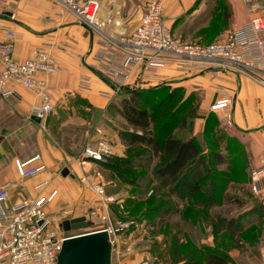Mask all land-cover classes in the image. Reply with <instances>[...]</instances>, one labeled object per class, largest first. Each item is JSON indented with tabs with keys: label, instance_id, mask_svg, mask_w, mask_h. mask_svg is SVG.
<instances>
[{
	"label": "crops",
	"instance_id": "0c3cea01",
	"mask_svg": "<svg viewBox=\"0 0 264 264\" xmlns=\"http://www.w3.org/2000/svg\"><path fill=\"white\" fill-rule=\"evenodd\" d=\"M147 1L102 0L98 19L105 22V34H100L82 25L72 11L56 0H0V15L19 35L14 42V58L25 61L34 55L36 49L45 48L57 66L56 71L42 75L49 83L55 108L46 121L37 123L29 115L39 102L34 90L15 85L21 97L17 104L0 98V184L16 183L11 190L10 203H18L27 196H45L55 191L47 207L51 217L56 216L61 205L70 202L76 208L73 218L84 216L91 220L90 213L97 206L95 192L79 181L83 173L80 165L70 160L66 166H61L65 155L59 142L54 139L52 124L60 118L61 110L74 109L75 103L80 101L95 113L91 121L95 128L93 145L103 138L113 147V155L124 159L133 151L122 134L131 129L124 128L127 124L120 113L121 100L132 91L180 89L184 94L182 102L186 106L188 103L193 106L194 118L186 119L183 125L175 128V138H194L199 142L201 138L214 140L219 132L227 133L232 142L241 146V157L248 178L253 171L264 166V85L248 73L234 69L183 70L185 66L169 60L156 70L150 80L140 81L141 70L135 69L130 81L116 92L108 80L89 66L91 56L100 49L102 41L114 47L116 41L137 27ZM227 1L229 12L234 14L230 21L224 17L222 32L243 24L249 16L241 17L239 14L245 7V0ZM163 5L164 17L172 31L189 41L206 42V32L212 29L211 20L214 16H222L214 9L217 3H208V0H163ZM208 13H214L208 20L189 23L191 17L200 19ZM108 19L109 22H106ZM222 32L215 36L214 41ZM2 39L4 34L0 32ZM226 96L232 97L234 101L230 111L233 124L222 129L225 114L212 112L210 107ZM182 130H188L189 136L179 134ZM37 154L41 159L33 163L44 164L45 170L20 184L15 159L27 161ZM65 167L70 171L66 177L61 174ZM104 170L110 172L108 168ZM254 198L257 205L250 209V213L258 216L256 224L262 230L251 247L244 248V255L237 248L226 251L231 261L225 264H264V201L256 196ZM59 224L53 218L51 227L58 228ZM250 251L255 252L254 255L248 254ZM241 256L243 261H240ZM142 261L128 258L119 263L139 264Z\"/></svg>",
	"mask_w": 264,
	"mask_h": 264
},
{
	"label": "built area",
	"instance_id": "2783aa9c",
	"mask_svg": "<svg viewBox=\"0 0 264 264\" xmlns=\"http://www.w3.org/2000/svg\"><path fill=\"white\" fill-rule=\"evenodd\" d=\"M56 1L72 11L82 25L105 34V22L98 19L102 0ZM0 32L4 34V39L0 40V98L17 104L21 97L15 85L34 90L39 102L33 106L29 115L41 122L46 121L55 108L49 83L42 75L56 71V64L45 48L36 49L34 55L25 61L14 58V42L19 35L1 15ZM91 57L89 66L108 80L116 92L130 81L135 69L141 70L140 81L150 80L156 70L169 60L185 66L183 70L234 69L248 73L264 85V18L254 16L241 25H234L220 33L212 43L188 41L172 31L164 17L163 0H148L137 27L116 41L114 47L102 41L100 49ZM233 103V98L226 96L210 107L212 112L225 114L222 129L233 124L230 113ZM113 154L112 146L100 138L96 145L86 146L73 159L83 170L79 181L101 199L90 213L93 225L89 228L65 232L60 227H51L53 218L61 223L72 219L76 214L75 206L66 202L61 205L56 216L49 215L47 207L52 202L55 191L45 196H27L12 204L10 194L16 183L0 184V264H57L67 238L98 231L109 234L114 251L116 234L136 222H115L110 218L109 204L118 199L107 196L100 166ZM40 159L38 154L27 161L15 159L20 181L34 178L45 170L44 164L33 163ZM263 177L264 166L253 171L250 190L264 201ZM120 208L123 209V205ZM139 264H154V261L147 259Z\"/></svg>",
	"mask_w": 264,
	"mask_h": 264
},
{
	"label": "rangeland",
	"instance_id": "374dc122",
	"mask_svg": "<svg viewBox=\"0 0 264 264\" xmlns=\"http://www.w3.org/2000/svg\"><path fill=\"white\" fill-rule=\"evenodd\" d=\"M211 2L217 3L214 9L222 16H214L211 20L212 29L206 32V42L194 41H214L215 36L223 31V21H230L234 14L229 12L227 0H208V3ZM212 14L214 13L205 14L200 19L191 17L189 23H201L208 20ZM239 14L241 17L248 14V20L254 16L264 18V0H245V7ZM168 90L170 91L169 88ZM165 96V93L145 96L149 100L150 109L156 112L160 120L154 131L158 134L161 132L162 137L169 130L163 127L165 121L178 110L177 106L169 109L171 103L158 106ZM191 107L192 104L188 103L183 111L178 113L177 129L183 118H194ZM94 114L93 110H88L83 103L77 101L74 109L61 110L60 118L53 121L54 139L59 142L65 155L62 167L75 159L86 146L93 145L95 128L91 121ZM175 130L173 132H176ZM220 133L216 134L214 140L201 138L198 142L204 156L203 168L209 170V175L204 192L197 194L191 202L167 195V190L161 188L159 180L154 176L155 169L162 161L143 147L128 153L124 158L125 161H131L130 164L116 163L119 162L117 159L121 158L112 155L104 162L109 165L106 167L105 164L104 168H108L110 172L104 170L103 164L100 166L107 196L118 199L117 202L109 204L111 220L136 222L116 234L112 264H120V261L128 258L133 261L151 259L154 264H182L178 261L202 259L209 247L223 252L237 248L241 255H244V248L251 247L262 230L256 224L258 216L250 213V209L257 205L255 195L250 190L251 175L248 178L245 171L241 146L232 142L227 133ZM179 134L189 136L188 130H182ZM214 153H220L226 163L215 165ZM22 182L19 180L20 184ZM214 192L216 205L200 204ZM93 194L98 205L101 199ZM206 203L211 204L209 198ZM121 205L123 209L120 208ZM228 224L237 231V235L227 230ZM254 253L250 251L248 254ZM240 261H243V256Z\"/></svg>",
	"mask_w": 264,
	"mask_h": 264
},
{
	"label": "trees",
	"instance_id": "16d2710c",
	"mask_svg": "<svg viewBox=\"0 0 264 264\" xmlns=\"http://www.w3.org/2000/svg\"><path fill=\"white\" fill-rule=\"evenodd\" d=\"M177 92H179V96ZM158 93L166 94L165 99L158 103V106L171 103L169 109L176 106L178 108L176 112L172 113L171 118L165 121L163 127L169 130L163 134V137L161 132L158 134L154 131V127L160 123V120L156 112L150 109L149 100L145 97ZM183 98L184 94L180 89L169 91L168 88H161L149 91H132L129 96L122 98L120 113L126 121L127 128L131 129L122 132L130 150L135 151L143 147L159 157L162 164L155 169L154 176L159 180L161 188L167 190L169 197L191 202L197 194L204 192L209 170L203 168L204 156L196 139L180 140L173 135V130L177 127V115L186 107V103L182 102ZM190 110L194 113L193 108ZM186 119L187 117L182 119L181 125L185 123ZM117 161L119 162L116 163L121 165L131 163V161L124 159H117ZM213 163L221 165L226 162L220 153H214ZM102 164L104 166L106 163ZM105 166L109 165L106 164ZM208 198L211 204L206 203ZM216 201L214 192L205 197L200 204L214 206ZM227 230L231 234L237 235V231L230 224L227 225ZM230 261L231 258L227 252L209 247L202 259L196 258L193 261L182 259L178 263L225 264Z\"/></svg>",
	"mask_w": 264,
	"mask_h": 264
},
{
	"label": "water",
	"instance_id": "95a60500",
	"mask_svg": "<svg viewBox=\"0 0 264 264\" xmlns=\"http://www.w3.org/2000/svg\"><path fill=\"white\" fill-rule=\"evenodd\" d=\"M37 123L41 120L32 116ZM63 176L70 175L68 168L61 172ZM93 222L86 217L66 219L59 224L63 231H76L89 228ZM113 243L106 231L90 232L67 238L59 253L57 264H112Z\"/></svg>",
	"mask_w": 264,
	"mask_h": 264
}]
</instances>
